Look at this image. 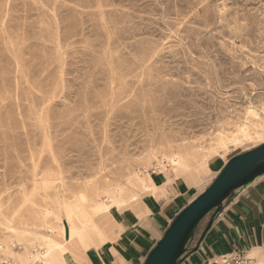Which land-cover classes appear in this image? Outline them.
<instances>
[{
  "label": "rangeland",
  "instance_id": "374dc122",
  "mask_svg": "<svg viewBox=\"0 0 264 264\" xmlns=\"http://www.w3.org/2000/svg\"><path fill=\"white\" fill-rule=\"evenodd\" d=\"M250 106L264 122V0H0V240L39 248L137 174L207 187L198 157L258 131Z\"/></svg>",
  "mask_w": 264,
  "mask_h": 264
},
{
  "label": "crops",
  "instance_id": "0c3cea01",
  "mask_svg": "<svg viewBox=\"0 0 264 264\" xmlns=\"http://www.w3.org/2000/svg\"><path fill=\"white\" fill-rule=\"evenodd\" d=\"M236 155L218 159L209 183ZM153 175L156 186L145 191L143 205L118 217L112 227L90 229L86 239L73 245L68 262L57 264H142L177 213L206 187L196 184L199 175L187 179H174V174L163 171ZM236 250L257 264L264 262V169L232 189L195 223L176 264H205L212 256Z\"/></svg>",
  "mask_w": 264,
  "mask_h": 264
},
{
  "label": "bare ground",
  "instance_id": "6f19581e",
  "mask_svg": "<svg viewBox=\"0 0 264 264\" xmlns=\"http://www.w3.org/2000/svg\"><path fill=\"white\" fill-rule=\"evenodd\" d=\"M248 114L257 119L258 131L252 133L249 128L251 124L243 123L232 134L231 138L227 140L222 138L216 146L211 147L201 157H198L197 164L208 169L222 157V152L238 148L246 142H264V122L262 118L253 106L249 107ZM134 178H136L137 189L128 198L105 196L99 212L79 211L76 213V223L67 227L62 225L61 220L58 219H56L58 227L52 226L47 221L46 227H41V232L35 233L38 237L34 240H39V248L34 246L35 241L26 237L27 233H30L29 230L8 227L11 230L8 236L0 240V253L4 254L0 257L11 259L15 264H57L61 263V261L68 262L73 245L79 239H86L90 229L112 227L118 221V216L116 215L118 211L125 212V215H130L136 206L143 205V192L150 188H155L156 185L149 174L143 176L137 174ZM21 242H23L24 249H26V256L14 249V246L21 244ZM255 264L257 263L255 262ZM260 264H264V262L262 261Z\"/></svg>",
  "mask_w": 264,
  "mask_h": 264
},
{
  "label": "water",
  "instance_id": "95a60500",
  "mask_svg": "<svg viewBox=\"0 0 264 264\" xmlns=\"http://www.w3.org/2000/svg\"><path fill=\"white\" fill-rule=\"evenodd\" d=\"M264 169V142L229 158L211 183L182 208L142 264H176L195 223L228 193Z\"/></svg>",
  "mask_w": 264,
  "mask_h": 264
},
{
  "label": "built area",
  "instance_id": "2783aa9c",
  "mask_svg": "<svg viewBox=\"0 0 264 264\" xmlns=\"http://www.w3.org/2000/svg\"><path fill=\"white\" fill-rule=\"evenodd\" d=\"M0 264H15L11 259L0 257ZM205 264H255L244 251L236 250L210 257Z\"/></svg>",
  "mask_w": 264,
  "mask_h": 264
}]
</instances>
